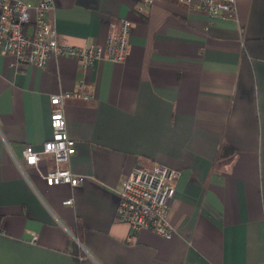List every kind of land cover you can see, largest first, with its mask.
Here are the masks:
<instances>
[{
    "label": "crops",
    "instance_id": "0c3cea01",
    "mask_svg": "<svg viewBox=\"0 0 264 264\" xmlns=\"http://www.w3.org/2000/svg\"><path fill=\"white\" fill-rule=\"evenodd\" d=\"M141 4L55 0L48 14L78 46H105L128 18L124 62L42 68L0 51V264H264V0H238L235 16ZM82 82L94 97L64 100L77 152L63 166L83 179L49 185L53 156L36 167L23 151L52 137L51 96ZM139 162L180 171L170 238L117 219Z\"/></svg>",
    "mask_w": 264,
    "mask_h": 264
},
{
    "label": "built area",
    "instance_id": "2783aa9c",
    "mask_svg": "<svg viewBox=\"0 0 264 264\" xmlns=\"http://www.w3.org/2000/svg\"><path fill=\"white\" fill-rule=\"evenodd\" d=\"M156 0H142L139 12ZM186 5L200 9L211 16L237 15L238 0H181ZM55 0H0V51L12 55L16 61L44 67L50 57L70 56L84 67L96 61L109 59L124 62L130 53L131 21L119 19V29L112 31L105 46L72 45L59 39L57 28L49 21L48 14L55 9ZM79 89L56 93L51 103L58 105L52 111L50 123L52 137L42 149L26 145L23 154L28 165L38 166L44 153L53 156L55 167L43 174L49 185L68 183L79 185L83 176L72 168L63 166L77 152V145L67 130L63 109L67 98L92 99V94ZM180 171L169 165L153 162L137 163L127 175L117 207V219L133 229H148L164 237H172L175 227L170 220L171 199L175 195L174 181ZM71 202V200H68ZM38 236H33L36 241Z\"/></svg>",
    "mask_w": 264,
    "mask_h": 264
}]
</instances>
